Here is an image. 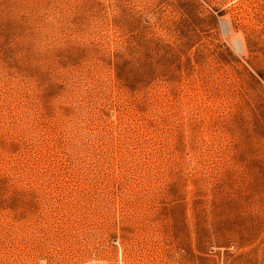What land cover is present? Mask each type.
I'll return each instance as SVG.
<instances>
[{"label":"rangeland","instance_id":"rangeland-1","mask_svg":"<svg viewBox=\"0 0 264 264\" xmlns=\"http://www.w3.org/2000/svg\"><path fill=\"white\" fill-rule=\"evenodd\" d=\"M264 264V0H0V264Z\"/></svg>","mask_w":264,"mask_h":264},{"label":"built area","instance_id":"built-area-1","mask_svg":"<svg viewBox=\"0 0 264 264\" xmlns=\"http://www.w3.org/2000/svg\"><path fill=\"white\" fill-rule=\"evenodd\" d=\"M117 264H123V263L120 262V263H117Z\"/></svg>","mask_w":264,"mask_h":264}]
</instances>
